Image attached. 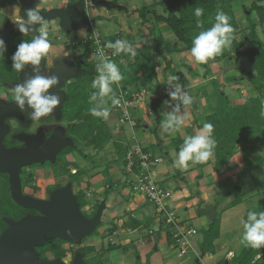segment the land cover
Listing matches in <instances>:
<instances>
[{
	"label": "trees",
	"instance_id": "16d2710c",
	"mask_svg": "<svg viewBox=\"0 0 264 264\" xmlns=\"http://www.w3.org/2000/svg\"><path fill=\"white\" fill-rule=\"evenodd\" d=\"M232 1L234 0H153L150 5L137 8L136 11L139 13L143 24L158 25L159 23H165L175 35L176 40L168 42L165 41L162 34H155L152 48L148 40L143 36L138 41L130 40L129 43L135 49L136 55L131 56L124 53L118 55L116 64L123 79L119 82V85L113 84L112 88L115 95L118 93L119 86L131 93H133L130 91L132 88L137 91L145 89L148 94L153 95L169 88L166 81H159L158 59L167 54L190 51L192 39L199 32L207 30L213 25L218 12L225 13L234 29L235 39L232 45L225 49L220 56L209 61L221 62L232 60L236 57H247L255 70L249 78L255 94L247 97L243 103L233 104L220 85L213 80L217 99L209 106L210 112L205 115L202 127L204 123H211L214 126L213 136L216 140V147L213 155H215L214 164L217 168L224 166L238 150L242 152L244 166L238 173L239 176L232 190L238 196L234 202L239 203L245 193L244 183L246 176L263 164L262 156H258L255 159H252V156L264 145V117L261 116V112L264 111V40L258 33V26L264 27V5L259 4L262 0H254L248 10L249 12L246 13L248 25L246 28L240 29L235 11L231 6ZM198 7L203 9V15L199 17L202 27L197 26L198 18L194 14L195 9ZM160 8H162V11L159 10ZM254 12L258 16L257 19L253 18ZM119 37L116 35L112 39L115 41L120 39ZM11 39L16 45V43L19 44L21 41L30 42L32 36L29 33L22 34L16 30L7 42ZM246 41L250 45L247 46ZM74 47L75 49H80V54L84 61V65L82 64L81 66L85 71H82L79 77L69 85L68 99L63 105L62 118L68 122L66 131L70 137L74 140L78 138L85 140V147L87 148L93 145L95 150H102L112 141L113 134L105 123L104 118L94 116L90 112V109L96 105H100L101 108L104 107V103L99 97L94 102L90 100L93 93L99 92L98 88L92 87V81L98 75L96 70L97 62L89 60V56L93 53L92 41L88 36L80 45L78 44ZM12 49L11 44L4 47L3 56H0V75L4 81H9L17 76V71L12 68ZM166 62L165 71L171 68L173 63L172 59H166ZM199 65L206 68L205 75L211 72L208 62ZM243 77L229 76L226 80L228 82H237ZM107 103L111 104V100H107ZM147 106L157 115L156 121L160 124L164 117L161 97L149 100ZM113 107L115 108V106ZM138 125L140 124L138 123ZM154 133L157 136V127L154 128ZM115 146L122 151V155L116 161L121 159L126 167L128 148L122 147L118 142H115ZM74 148L76 147H66L58 154L54 163H47L59 169L60 175H69L71 182H79L82 176L88 173V170L80 167L76 162L67 160V155L72 153L75 150ZM77 150L80 156L86 157L88 160L91 158L90 155L85 153L84 147L77 148ZM71 167L77 169L76 173H72ZM103 174L106 176L107 186L105 194L107 196L113 184L112 180L109 179L108 169L104 170ZM89 188L90 183L87 182L85 187L78 189L76 192L77 200L86 216L94 215L101 203L97 201L92 207L89 206ZM256 209L254 208L250 211H256ZM140 224V220L131 218L129 226L132 229H136ZM101 226L102 224L98 226L91 236L95 235ZM220 226V216H217L209 227L202 231L203 238L200 242L199 259L208 253H214V242L220 237ZM117 229L118 225L115 224L108 229V234L112 235ZM66 242L58 238L52 239L47 242L44 249L53 251L57 256L63 257L66 250L62 248V245ZM94 247L81 244L77 249L83 256L84 264H102V258L105 254L124 246L109 242L100 254L91 256L90 253L95 251ZM136 255H139L137 251ZM137 260L138 264H142L140 258H137ZM146 264L151 263L147 260ZM229 264H264V247L259 249L244 247L240 254L230 259Z\"/></svg>",
	"mask_w": 264,
	"mask_h": 264
},
{
	"label": "crops",
	"instance_id": "0c3cea01",
	"mask_svg": "<svg viewBox=\"0 0 264 264\" xmlns=\"http://www.w3.org/2000/svg\"><path fill=\"white\" fill-rule=\"evenodd\" d=\"M0 14H4L6 17L11 18H20V2L19 0H16V3H14L13 0H0ZM3 1V2H2ZM9 1V2H8ZM13 1V2H12ZM76 0H47L46 4H42V6L50 9V8H65L70 3L72 4ZM107 2H110L111 4H119L123 7V9L126 11V13L121 16L120 18V24L123 26L122 20L126 21L128 23V26H123V30L125 32L123 33L122 30H119L116 34L120 36V39L127 40L128 42L130 40H140L143 37H145L146 40H148L150 47H153V39L155 34H162V29L166 27L168 30V26L165 23H159L158 25H152V24H143L141 22V19L139 17L138 12H133L137 9V7H143L146 4L137 5V7L134 5L135 0H105ZM70 4V5H71ZM69 5V6H70ZM114 9H119L118 7H113ZM111 8V9H113ZM108 10L105 6H99L95 9V15L98 17L103 16L105 10ZM97 10V11H96ZM128 17V18H126ZM116 21V20H115ZM140 24L143 27H148L144 30L143 33L140 32V28L136 25ZM138 23V24H137ZM5 22L2 23L0 21V31L1 28L4 26ZM135 24V25H133ZM95 24L86 25L84 27H81L77 29V34L85 33V37L83 40H85L89 34L92 33V28L95 27ZM142 27V28H143ZM155 28V29H154ZM157 29H161L159 33H157ZM165 31V30H163ZM171 31V30H170ZM57 34V32H56ZM166 36H163L165 41L174 42L176 40L175 36H172L170 33H166ZM68 35H75V33H69L65 35V37H62L60 41L64 40H70L68 39ZM138 35V37H137ZM64 36V35H63ZM68 36V38H66ZM108 36V35H107ZM50 38L52 36H49ZM105 37V36H104ZM113 37V36H112ZM112 37L105 38L106 43L109 42H115ZM173 37V38H172ZM173 39V41L171 40ZM59 41V42H60ZM63 45H56L54 48L56 50H62L61 47ZM189 51V50H188ZM188 51H184L181 53H176L181 56H186L188 61H185L183 63H172V69L174 70H167V75L165 70L160 67L161 62L158 59L159 64V81L162 82L166 80L168 82L167 89L162 90L158 94H149V98L146 99L145 102H142L134 109H138L139 113L134 114V118L136 119L137 125L135 127H132L129 124L122 123L119 119V125L117 124L115 128L110 129V131L113 134L112 139V145H114L115 150L119 152V148L115 146V142H118L122 145V147H125L126 149H130L132 144L135 141H139L146 150L152 151L159 155V151L157 148L163 149L166 142L172 141L175 143V147L171 148L169 151L166 152V155L169 156V162L171 163L167 167H160L159 164L155 167V175H159L158 179L160 182H163L168 188V190L171 192V198H170V206L175 209V211L179 214V216L184 220V222L189 226H194L198 228L199 234H200V242L203 238L202 231L204 229H207L210 225V223L213 221L211 220L209 215L201 214L200 211L203 209H208L215 207L216 213L218 216V213L221 208L224 206L226 199H224V195L226 197V192H230L231 189L234 186V183L236 181V174L239 173L240 166L243 165V156L239 152H237L234 157L228 161L224 166L217 168L214 164L215 161V155H212L208 161L204 163H197L192 164L189 162V167L187 169H179L177 168V173L173 172V168H175V158H177L179 149L182 147L184 138L189 135H194L197 132L200 131L202 128V123L204 120V117L208 112L206 111L209 109V106L215 102L216 99H213V93L214 91H207L205 89L201 95L200 92L195 94L193 96L192 91L199 88L201 85H212L213 80H215L218 83V76H216V70L214 69L213 64H217V62L211 61L209 64V67H211V72L209 74H206V68L199 65L195 62V60H192L188 57ZM175 54V53H174ZM169 59V58H168ZM209 63V61H208ZM191 70L193 72L192 76L191 74H188L185 72V70L188 71ZM162 70V71H161ZM170 70V71H169ZM170 72V73H169ZM171 74V76L169 75ZM176 76L178 80L170 81V77ZM220 82H222L220 80ZM179 83L181 85V92H187L192 97V104L190 106H185L181 101L178 100H172L170 103H165L166 100H170V97L168 95L169 92L176 91V84ZM229 83L227 84V86ZM210 87V86H209ZM213 87V85H212ZM214 90V88H213ZM130 91L137 92L134 88H132ZM199 91V90H198ZM228 94L227 97L233 104H239L236 99L237 97L240 98V96H237V94ZM199 95H201L199 97ZM161 97L162 100V107L163 110V120L166 118V114L173 111V108L179 104L180 111L177 113V115H185V124L184 126L177 132L174 133H166L163 132L161 129V123L159 124L156 121L157 115L147 106V102L152 100L155 97ZM153 97V98H152ZM212 97V99H211ZM195 98L198 100L197 103H195ZM210 100V101H209ZM212 100V101H211ZM245 101V99L243 100ZM243 101H240L242 103ZM194 110H192V106L195 105ZM206 108V109H205ZM113 111L116 112V108L113 107ZM209 113V112H208ZM154 117V120H150V117ZM162 120V121H163ZM106 122V120L104 119ZM138 123L140 125H138ZM144 124V125H143ZM123 125H128L131 129L136 128H156L157 127V136L152 131L151 133L144 130L143 137L140 138L139 135H137L134 139H129L126 136V132L124 130ZM264 146V145H262ZM117 148V149H116ZM106 149V148H105ZM98 154L97 150L94 149V155ZM77 158H74L72 155L67 156V160L71 162H76L80 167H84L88 170V175L93 176L91 180H86V182L90 183V188L88 190V200L90 202L89 206L92 207L97 200L99 199L96 197V193H101L106 190V187L102 189V191L97 192L92 188V182L97 177L101 176L104 178L106 177L100 170H97L95 165L92 164H85L87 160L85 158H82L79 154L77 155ZM113 160H118V156H113ZM95 158V157H94ZM93 158V159H94ZM256 158V157H255ZM254 159V158H253ZM82 160V161H81ZM165 162V161H163ZM162 162V163H163ZM89 165V167H88ZM173 167V168H172ZM91 168H95L94 170ZM158 168V169H157ZM114 170V169H113ZM95 171V174H94ZM112 171V170H111ZM255 171V170H254ZM248 176V175H247ZM246 183L244 186L247 187V177L245 179ZM128 181H126L127 183ZM83 183V181H80L79 184ZM125 182L121 185L127 186ZM133 181L130 180V183L128 184L132 185ZM232 183V184H231ZM254 187L256 186V183L254 182ZM82 187V186H81ZM111 187V186H110ZM246 192V191H245ZM247 195V194H244ZM249 195V194H248ZM228 198H231V196H227ZM226 197V198H227ZM243 197V196H242ZM245 197V196H244ZM105 209L106 211L107 207H109L108 211V220L106 221L104 231L108 228H111L115 224L118 225V229L110 235V242L121 244L124 246L123 248L116 249L112 251L110 254H117L115 258L113 259V264H138L137 258H140L142 264H146L147 260L150 261L151 264H196L197 259L195 255L189 256H179L175 249L174 241L171 237V234L169 230L166 228L165 223L162 221V219L157 215L146 212V208H148V200L146 197L141 193H136L134 191H131L128 193V189H122V192L115 196L112 191L106 196L105 194ZM229 200V199H228ZM102 202V201H101ZM242 202V201H241ZM239 204V206L243 205L244 203H247V201ZM249 204V203H248ZM234 207L238 206L236 204H233ZM233 205H230V207L233 208ZM236 205V206H235ZM221 207V208H220ZM185 210H184V209ZM256 208V206L252 203L249 204L248 207L245 208V212H248L252 209ZM142 209L143 212L145 211V216H138L134 212L136 210ZM244 209V208H243ZM242 209V210H243ZM103 211V214H104ZM230 209H226L225 211L221 212L220 216V227L227 225L230 221L229 216ZM199 214L200 216H197ZM216 216V217H217ZM131 218H136L141 221V224L138 228L132 229L130 228L129 224L131 222ZM194 222L196 224H194ZM198 226V227H197ZM221 229V228H220ZM137 234L135 237L134 235ZM223 235L220 232V236L215 242H214V253H208L206 254L201 260L200 264H222L225 261H228L230 263V259L241 253L243 248L245 247L243 244H241L239 238L233 237L234 239L229 238H223ZM170 236V237H169ZM221 238V239H220ZM230 240L232 242H230ZM234 240V241H233ZM136 251L139 253V256L136 257ZM116 252V253H115ZM119 253V254H118ZM200 253V250H199ZM191 255V254H190ZM121 256V258H120Z\"/></svg>",
	"mask_w": 264,
	"mask_h": 264
},
{
	"label": "water",
	"instance_id": "95a60500",
	"mask_svg": "<svg viewBox=\"0 0 264 264\" xmlns=\"http://www.w3.org/2000/svg\"><path fill=\"white\" fill-rule=\"evenodd\" d=\"M86 1L76 0L68 7L50 8L46 11H40V13L44 17L45 23L57 20L59 27L64 32H71L73 29L77 30L95 23V19L87 15ZM92 1L94 3L93 8L105 6L108 9L113 7L123 9L119 4H111L105 0ZM19 2L21 6L20 15L23 18L25 16V9L36 8L37 4H46L47 0H19ZM38 26H33V30L29 31L33 37L38 34ZM17 29L15 22L8 25L5 23L0 31V39H3L5 43ZM78 58L80 60L81 56H78ZM76 60L77 58L74 55L55 59L53 75L59 78V83L50 88L49 92L57 94L61 102L67 98V94L65 90H60V87L66 85V82L70 78H77L82 71H85L84 69L73 68L72 64ZM43 61H45V56L41 59L39 66L41 75H43ZM31 75L32 66L26 65L24 70L20 72L19 83ZM15 85L11 84L10 86L15 88ZM61 102L46 116L55 115L57 119H61ZM25 108L28 112L31 111L27 104ZM18 109L16 103L11 102L0 109V118L13 116ZM3 134L4 130L0 129V171L11 174L12 196L20 205L35 208L43 212V216H27L20 222L10 223V227L0 237V264H66L61 259H41L34 247L57 238L73 244H79L84 239L83 237L91 235L102 223L106 203L102 201L94 215L86 216L81 209L76 194L73 192L72 184L50 192L48 200L44 199L43 201L25 197L21 191V179L19 175L21 167L46 161L55 162L57 155L64 148L72 146L73 142L66 136L65 128L59 126L54 129L41 149H37L39 143L30 137L25 139L27 141L25 148L19 150L11 149L6 156L1 150ZM200 213L209 215L211 220H215L217 216L215 207L203 209ZM72 264H84V259L80 252L76 253ZM196 264H200L199 258ZM222 264H229V262L225 261Z\"/></svg>",
	"mask_w": 264,
	"mask_h": 264
},
{
	"label": "rangeland",
	"instance_id": "374dc122",
	"mask_svg": "<svg viewBox=\"0 0 264 264\" xmlns=\"http://www.w3.org/2000/svg\"><path fill=\"white\" fill-rule=\"evenodd\" d=\"M13 1H14V3H16V0H13ZM152 1L153 0H135L133 2H135L134 5L137 7V5L140 6L142 4L143 5L144 4L150 5L152 3ZM253 2H254V0H236V1L234 0L231 2V6H232V9L235 11L236 19L239 23L240 29L246 28L248 25L247 20H246V13L249 12L248 10L252 6ZM259 4L264 5V0H262ZM37 5H36V7H37ZM139 8H141V7H139ZM95 9L96 8H91V10H90L91 18L95 19V23H94L96 25L95 28L98 30V32L102 36H105V38H110L112 36L118 35L116 33L119 30H122L123 33L125 32V30H123V26L127 27L128 23H126V21H124V20H122V22L124 23L123 26L119 23L121 16H126V15H123L124 12L126 13V11L124 9L122 11L118 10V9H114V8L108 9V10L106 9L105 10L106 12L102 13L104 15L100 16V17L95 15ZM20 10H21V8H20ZM159 10L162 11V8H160ZM133 12L136 13L137 11L134 10ZM19 17H21V15H19ZM126 18H128V17H126ZM253 18L254 19L258 18V16L256 15L255 12L253 13ZM17 20H19V19L18 18H11L10 19L9 17H6L4 14H2V13L0 14V21L2 23L5 22L7 25L14 23ZM138 23H137L138 25H136V26L140 28L141 33H143L146 28L148 29V27H143L140 24V22H138ZM54 25H55V23H54ZM133 25H135V24H133ZM60 30H61L62 35H64V37H65V35L70 33V32H64L62 29H60ZM163 30H165V31H163ZM77 31L78 30L73 29L72 32L75 33V35H72V36L68 35L69 38H68V36L66 38L71 39V40L77 39V40L83 41V38L85 37V33H83V35L77 34ZM156 31H157V33H159L161 31V29H157ZM162 32H163V36H166L167 35L166 33H170L172 36H175L166 27H164V29H162ZM89 33L90 32H88L87 35H89ZM258 33H259L260 37L264 40V27L263 26H261V25L258 26ZM137 37H138V35H137ZM171 40L173 41V39H171ZM10 44L14 45V43L12 42V39L9 42H6L5 45L0 47V50H2L4 47L10 46ZM16 45H18V44L16 43ZM246 45L248 46V45H250V43L248 41H246ZM188 57L191 58L192 60H194L191 57L190 51H188ZM168 58L172 59L173 64L174 63L179 64V63H183L185 61H188L187 57L186 56L184 57V55L181 56V55L176 54V53L170 54V55L167 54L164 57L159 58V61L161 62L160 67H162L163 69L165 68V66L167 64L166 59H168ZM90 59H91V61H94L96 63V60L92 57V55L89 56V60ZM81 61L83 62V59ZM210 62L211 61H209L208 64H210ZM213 65H214V69L216 70L215 74H216V76H218V79H217L218 85H220V87L225 91L226 95H227V93L232 94V92H234L233 94H237V96H240V98L237 97V99H236V101L238 103H240V101H243L247 97L255 94V92L253 91V87H252L250 80H249L250 76L254 73L255 70L253 68L252 63L250 62V60L247 57H236L232 60H225V61L217 62V64H213ZM209 68H211V67H209ZM169 69L173 70L172 65H171V68H169ZM185 72L188 74H191V76L193 74V72L189 69H188V71L185 70ZM164 73H166V75H167V71H165ZM169 75L171 76V74H169ZM229 76H235V77L244 76V77H243V79H241L237 82H228L226 80V78ZM220 80L222 82H220ZM164 81H166V80H164ZM228 83H229V85L227 86ZM167 84H168V82H167ZM208 85L210 87L207 85H201L196 90H193L192 91L193 96H195V94H197L199 92L201 95L204 96V94H202V93L205 89H207V91H209V90L214 91V93L212 94L214 96L213 99H217V93H216L215 88H214L215 83L212 82L213 87L210 84H208ZM213 88H214V90H213ZM201 95H199V97ZM147 97L149 98L148 92H147L146 99H148ZM211 99H212V97H211ZM195 100H196L195 103H197L198 100L196 98H195ZM195 106H196V104L191 107L192 110H194ZM104 107L109 109V117L105 123L107 124L108 128H110V129L115 128L117 124L118 125L120 124L119 119H118V117L120 116V112L118 110H116V112H114L112 104L106 103V105L104 104ZM206 111L210 112V110H208V109ZM136 112L139 113V110L138 109L137 110L132 109V115L134 116V114H136V117H137L139 115H137ZM208 112H204V114L202 116H204L205 113L208 114ZM49 116H50V117H48L49 119L52 118L51 121L56 120L53 117L55 115H53V116L49 115ZM150 120H154V117L153 116L150 117ZM64 121H65V123H63L62 126L65 128L67 126L68 122L66 120H64ZM122 127H124V130L126 132V136L131 140L134 139L137 135H139L140 138L143 137L144 130L148 131L150 133L152 131H154V128H151V127H149V128L141 127V128H136V129H131L128 125H123ZM74 141L75 142L73 143V145L71 147L75 146L76 148H74L75 150L72 153H70V155H72L74 158H77L78 157L77 156L78 155L77 148L80 149V148L84 147L85 153L91 156V158L89 160L86 157L81 156L82 158H85V160H87L85 162L86 165L93 163V165H95L94 167H96V169L100 170L102 173L104 172V170L108 169L109 179L112 180V184H113L112 191H113V194H115V196L120 194L122 192L123 188L125 190L128 189V193L131 191H134L133 185L128 184V182L130 183V180H132V181L135 180L136 176L127 171V169L124 166V163L121 159L119 161L113 160V158H114L113 156L115 155V156L120 157L122 155V151L119 150V152H117V150H115L114 145L111 144L112 141H110V143H108L105 146L106 149L104 148L102 150H97L98 154H95V155H94L93 145L89 146L88 148L85 147V140H82L81 138H78L77 140H74ZM135 143H136V141L133 144H135ZM173 147H175V143L173 141H172V143L169 141V142H166L163 149L157 148V150L159 151L158 152L159 155L162 156L164 158V161H165V162L159 164V168L160 167H167L171 164L169 162V160H170L169 156L166 155V152L169 151ZM237 152L242 154V152L240 150H238ZM258 156L263 157V159H262L263 164L259 168L255 169V171L253 170L252 172H250L248 174V176H246L248 183H247V187H245V189H244V191H246L244 194H247V195L243 194V197L241 199V201H242L241 203H243L245 201H247V203H244L243 205L239 206L240 202L239 203L234 202L238 196H236V194L233 193V191H232L233 188L231 189L230 192L224 191L226 194V197L230 195L231 198H228V197L226 198L224 195V199H226V201H225L224 206L222 208L220 207L222 210H220V212L218 213V216H221V212L225 211L226 209H228V210L230 209L229 216H228V217H230V221L227 225L222 226L220 229V232L222 234H224L223 238H229L230 239V237H231V239H234L233 237H237V239L239 238L238 241H241L242 234L244 231L243 226H242V221L247 219V213H248V212H245V208L248 207L250 203H252L253 206L254 205L256 206V208H257L256 212L264 211V205H263V203H264V146H261L259 148V150L252 156V159L253 158L255 159V157L257 158ZM44 166H50L49 168L53 167L52 165H50L48 163H46ZM243 166H244V162H243V165L240 166L239 170H241L243 168ZM88 167H89V165H88ZM53 168L56 169V167H53ZM92 169L94 170L95 168H91V170ZM57 170H59V169H56V170H53L50 172L45 171V173H44L45 184H47L46 178L48 177L49 174L51 175V177H53L55 182H57L58 184L63 183V181H66L67 176H65L64 178H60L61 176L57 175ZM154 170H155V168H154ZM172 170H173V172L177 173V167L173 168ZM94 174H95V171H94ZM236 176H237L236 177V179H237L239 174H236ZM155 177L158 180V182H160V180L158 179L159 175H158V177H157V175H155ZM92 178H93V176L88 175V173L83 175L81 178V181H83V183H82V185H81V183L80 184L75 183V191H77L78 189H80L82 187H85L86 183H87L86 180L87 179L91 180ZM126 181H128V182L126 183ZM122 182L123 183L125 182L127 184V186L125 187V186L121 185ZM254 182L256 183L255 187L253 185ZM160 183L162 185H165L163 182H160ZM245 183H246V181H245ZM245 183H244V186H245ZM106 186H107L106 177L103 178L102 175L97 177L96 179H94L92 182V188L97 192L102 191V189L105 188ZM95 196L99 198L97 201H100V202L105 201L104 200L105 199V193L104 192L96 193ZM233 203H235L238 206L235 205L236 207H234ZM168 205L170 206V199L168 200ZM230 205H233V208L230 207ZM106 209L107 210L104 211V214L102 216V223H101L102 226L98 229V232L95 235H92V236L88 235V236L83 237L84 239L79 244H73V243L64 244V247H62V248H64V250H66L65 253L63 254L64 257L69 256L70 254H73L74 252H76V250L79 248V246L81 244L82 245L85 244V245H89V246L90 245L95 246L94 247L95 251L90 253L91 256H96L97 254H100L103 251V249L105 247H107L108 243L110 242V235L108 234L109 228L105 231H104V228H105L106 221L108 220L107 215H108L109 207H107ZM145 210L150 215H152V214L157 215L156 207L152 203H149L148 208H146ZM134 213L138 216H142V214H143V216H145V214H144L145 211L143 212L142 209H140V210L138 209ZM158 216L162 219V217L160 215H158ZM184 216H187V215H184ZM197 216H200V215L197 214ZM194 224H196V223L194 222ZM136 235L137 234H135L134 237ZM199 239H200V234H197L196 236L191 238V240L194 244V251H190L188 253L189 255L187 254L188 257L193 256V255H195L196 258L200 257V253H199L200 240ZM230 242H232V241L230 240ZM110 253H112V251ZM110 253L104 255V257L102 258V264H113L112 261L117 254H114V253L110 254ZM138 256L139 255H137L136 257H138ZM120 258H121V256H120ZM65 259L68 260V258H65ZM119 264H120V262H119Z\"/></svg>",
	"mask_w": 264,
	"mask_h": 264
},
{
	"label": "clouds",
	"instance_id": "9594fccd",
	"mask_svg": "<svg viewBox=\"0 0 264 264\" xmlns=\"http://www.w3.org/2000/svg\"><path fill=\"white\" fill-rule=\"evenodd\" d=\"M197 26L202 27L199 17L203 15L202 8L195 9ZM26 17V18H25ZM16 27L22 34H27L33 30V26L41 25L38 34L33 37L30 42L21 41L12 55V68L17 72H22L26 65L32 66V75L21 83H17L14 89V102L22 112H26L30 120H39L51 113L59 104L60 97L57 94L50 93L49 89L58 85L59 78L56 75L44 76L40 74L41 59L48 54L50 41L48 40V25L44 22V17L36 8L25 9V16L15 21ZM83 35V33H80ZM234 29L229 23V17L218 12L215 22L207 30L199 32L192 39V47L190 49L191 57L198 64H206L210 59L220 56L222 52L232 45ZM4 45L3 39H0V47ZM113 49V56L121 53L136 55L132 45L124 39H117L115 42H109L107 45ZM3 56V51H0ZM97 77L92 81V87L98 88V93H93L90 100H100L106 104L107 100H111L113 106L120 104V99L116 97L112 85L117 84L123 79L118 65L98 53ZM178 80L176 76L170 77V81ZM176 91L169 92L170 103L172 100H178L185 106H190L193 102L192 97L187 92H181V85L176 84ZM107 98V99H105ZM27 104L31 109L28 112L25 108ZM180 106L177 104L172 112L166 114V118L161 122V129L166 133H174L179 131L185 124L186 114L177 115ZM94 116L102 117L105 120L109 117V109L101 108L96 105L90 109ZM264 117V111L261 112ZM214 126L211 123H204L203 127L194 135L184 138L182 147L179 149L175 166L179 169H187L189 162L192 164L204 163L213 155L216 147V140L213 136ZM243 234L241 244L245 247L262 248L264 247V211H248L247 219L242 221Z\"/></svg>",
	"mask_w": 264,
	"mask_h": 264
},
{
	"label": "flooded vegetation",
	"instance_id": "af4514ba",
	"mask_svg": "<svg viewBox=\"0 0 264 264\" xmlns=\"http://www.w3.org/2000/svg\"><path fill=\"white\" fill-rule=\"evenodd\" d=\"M69 5H67L66 7H68ZM36 9H38L39 11H46L48 8L42 6V4L41 5L39 4L36 7ZM19 19L22 18L20 17ZM46 24L48 25L47 30H48V39L50 41V46H49L48 54L45 56V61H43V75L44 76L53 75V68L55 65L56 58H61V57L66 58L73 55L77 58L76 62L72 64L73 68L84 69L81 66L82 64L84 65V61L82 62L81 61L82 58L80 60L78 58V56H81L80 49L79 48L75 49L74 47L75 45L78 44L80 45L82 43V40H77V39L72 41L64 40L62 42L60 40L64 36L61 33L60 30L61 28L59 27L58 21L55 20ZM40 27L41 25L38 26V29ZM70 33H72V31ZM30 35L32 36V34ZM49 36L52 37L50 38ZM6 42L4 43V45L6 44ZM58 44L60 45L64 44V46L61 47V49L63 48L62 50H58V49L56 50V48H54V46ZM11 46L13 48L12 50L14 53L17 47H15V45L13 44H11ZM3 50L4 48L0 51ZM19 78H20V72H17L16 78H13L9 81H4L0 75V109L5 107L7 104L11 102H14L15 88H12L10 85L19 83ZM77 78H70L66 82V85L60 87V90H65L67 94V98L61 102L62 109L65 101L68 99L69 85L72 82H74ZM48 117L50 116L40 118L39 120H30L26 112H22L20 109H18L15 115L0 118V129L4 130L3 140H2L3 144L1 147L3 153H5V155L7 156L8 151L11 149L19 150L25 148L27 146V141L25 139L30 137H32L34 141L39 143L37 149H41L42 147H44V143L48 140L54 129L59 126H62V124L65 123L63 118L57 119L55 116H53L56 120L51 121L52 118L49 119ZM62 117H63V111H62ZM66 127H65V134L74 143L75 141L73 140V138L67 134ZM47 162L50 161H46L43 163H34L21 167L19 175L21 179L22 194L25 197L44 201V199L45 200L49 199L50 192L60 189L68 184H72L73 192L76 194L78 190L75 191V183H79L81 180L79 182H71L69 175H60L58 170H57V175L61 176L60 178H64L65 176H67L66 181H63V183L58 184L49 174L48 177L46 178L47 184H45L44 182L45 171L50 172L56 170L53 167L49 168L50 166H44ZM71 171L72 173H76L77 169L71 167ZM27 216H37V217L43 216V212L35 208L22 206L18 202H16L12 196L11 174L9 172L0 171V237L10 227V223L20 222ZM47 242L45 244L37 245L34 247L35 251L38 253V256L41 259H45V260L61 259L66 264L73 263V259L76 255V252L78 253L77 250L76 252L70 254L69 256L59 257L53 251H48V250L46 251L44 249L45 248L44 246L47 244ZM67 243L70 242H66L64 244ZM64 244L62 245V247H64ZM65 258H68V260H66Z\"/></svg>",
	"mask_w": 264,
	"mask_h": 264
},
{
	"label": "built area",
	"instance_id": "2783aa9c",
	"mask_svg": "<svg viewBox=\"0 0 264 264\" xmlns=\"http://www.w3.org/2000/svg\"><path fill=\"white\" fill-rule=\"evenodd\" d=\"M94 7L92 0L86 1V12L91 17L90 10ZM92 41L93 53L92 57L98 64V53L116 63L117 56H113V49L109 48L98 30L93 27L92 33L89 36ZM147 91L145 89L137 92H129L119 86L116 97L120 99V104L115 108L120 112V121L135 127L136 119L132 115V109L136 105L145 102ZM126 169L129 173L136 176L133 180L134 192L143 194L149 203L156 207L157 213L162 217L166 228L169 230L175 244V249L179 256H185L190 251H194L192 237L199 234L198 228L187 225L179 216L174 208L168 205V200L171 198V192L162 185L155 177L154 168L164 161V158L146 148L136 141L135 144L128 149L126 155ZM75 172V171H74ZM201 260V259H200Z\"/></svg>",
	"mask_w": 264,
	"mask_h": 264
}]
</instances>
